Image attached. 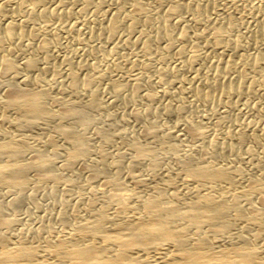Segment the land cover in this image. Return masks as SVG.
Wrapping results in <instances>:
<instances>
[{
  "label": "bare ground",
  "instance_id": "obj_1",
  "mask_svg": "<svg viewBox=\"0 0 264 264\" xmlns=\"http://www.w3.org/2000/svg\"><path fill=\"white\" fill-rule=\"evenodd\" d=\"M151 3L153 8L149 10L142 0H54L53 6H46V0H0V264H264V152L263 158H256L255 152L257 147L264 151V111L256 108L257 101H248L264 100V19L254 23L243 38L234 37L235 33L230 37L229 29L221 22V26L211 28L203 48L216 53L217 60L197 67V62L207 56L188 51L189 48L188 53L183 47L175 51L174 48L175 43L190 40L194 43L193 39L203 36L204 28L190 30L189 25L179 24L176 30V24L183 16H194L196 23L201 22L205 8L170 0ZM75 6H78L76 13L96 14L90 20V34L75 39L78 45H87L91 56L96 51L100 53L104 68L93 72L94 78L79 75L82 69L92 67L85 58L74 65L65 59L63 75L53 72L48 65L46 50L52 43L47 30L51 20L54 16L62 19L63 14L68 19ZM37 23L39 26L35 27ZM122 34L126 36L121 43L124 47L135 45L144 55L152 56V46L160 45L158 59L171 51L179 59L176 66L157 70L158 77H167L168 86L175 87V91L168 88L160 93L166 99L154 110L151 106L157 101L156 90L143 89L147 82L143 80L145 59L142 67L138 62L141 72L133 75L131 83L122 84L118 77L110 75V71L120 67L107 60L116 53L118 45L113 43L106 55L101 54L102 47L89 41L90 37L96 38L98 44L115 41ZM185 68L193 70L192 76L179 77L178 70ZM130 71L135 72L132 64ZM106 75L109 82L105 86L125 106L134 105L140 98L145 102L142 109H129L128 119L140 128L129 132L125 150L121 153L116 150L117 156L112 159L102 147L92 150L84 133L95 124L92 113L102 111L100 91L96 90L100 85L85 92L88 93L85 98L80 95L91 80L99 81ZM185 93L190 102L184 101ZM241 99L248 110L235 114L233 119L223 115L221 121L227 124L232 121L237 127L246 126L251 131L249 134L240 129L235 133L227 131L223 135L225 144L218 145L211 136L207 139L205 128L194 122L193 113L180 120L182 136L189 144L192 142L181 153L169 141L170 137L163 134L165 131L154 124L159 113L180 116L194 103L231 108ZM151 115L155 119L146 122ZM106 117L111 119L109 114ZM119 121L127 124L124 116ZM104 127L95 126L92 130L103 137L101 146H113L115 138L126 137L127 132L114 126L109 129L110 132L114 129L112 134L104 135ZM34 128L39 137L23 133ZM235 142L248 144L245 150L251 160L249 167L218 161L233 152L231 144ZM57 143L59 150L55 148ZM163 149L169 150L173 161H179L183 174L177 181L166 176L168 165L160 163L158 156ZM58 155L62 160L56 166L53 163ZM90 159L94 163L88 166L86 162ZM74 165L86 171L87 184L102 180L99 188L88 189V199L82 200L79 192L75 205L82 215L76 219L66 212L71 208L62 205L63 209L54 215L56 219L53 216L57 227L44 223L39 231H29L26 237L7 235L17 221V211L25 203L36 205L35 194L40 188L54 197L59 186L64 190L72 187L59 170L70 171ZM139 165H144L147 171L143 177L138 173ZM29 173H32L30 183ZM158 173L163 175L160 179ZM3 195L9 196L7 201H2ZM6 210L12 212L11 216Z\"/></svg>",
  "mask_w": 264,
  "mask_h": 264
},
{
  "label": "rangeland",
  "instance_id": "obj_2",
  "mask_svg": "<svg viewBox=\"0 0 264 264\" xmlns=\"http://www.w3.org/2000/svg\"><path fill=\"white\" fill-rule=\"evenodd\" d=\"M170 1H175V2L179 1V3H181V4H191L192 3L191 5H193L195 3L194 5H199V6L205 8L204 11L201 13L202 14L201 15V18H202L201 22L196 23V19L194 18V16L193 17L188 16L187 18H186V16H183V19H181L182 21H180L181 23L177 22V24H176V30H179V28H180L179 24H180V26L189 25V28H191L190 30L194 29V30H199L200 31V30H202L204 28L203 30L205 32H204L203 36L201 38L193 39L194 43L192 42V40L186 41V42L175 43V48H174V51H175L177 48L183 47L185 53H188L189 50L190 51L192 50V51H195V52L199 53L200 55L207 56L206 57L207 59L200 60V61L197 62V67L205 66L207 61H215V60H217L216 57H218V55L216 53H210L209 50L206 51V49L203 48L204 47L203 43H204V41L206 39L209 38L208 35L211 32V28H213L214 26L215 27L221 26V24H222L224 27L229 29L227 31H229L228 35L230 37H233L235 35L234 37H240V38L242 37L243 38L244 36H246L250 32V30L253 29V27L255 26L256 22H259L262 19H264V0H185V1L184 0H178V1L177 0H170ZM142 2H144L145 5H147V8L149 10L153 8V4L151 3V0H142ZM53 3H54V0H49V1L46 0V6L47 5L48 6H53ZM205 3H207V5ZM50 4H52V5H50ZM77 8H78V6H75V7L72 8V9H74L75 12L73 14L68 15V17H69L68 19H67L66 15L63 16L64 14L61 16L62 19L58 18L57 16H54L52 18V20H51L52 25H51L50 29L47 30L48 34L51 35V36H49V39H51L50 41L52 43V45L50 46L51 48L49 47V49L46 50V52H48L47 53L48 65L49 66L51 65L50 68H51V70L53 72H57L58 75L59 74L63 75V72L66 69L65 59H69V61L72 63V65H74L77 62H80V61H83L85 59L86 60L88 59L90 61L89 64L92 65L91 69L90 68L82 69V71H79V75H81L80 77H82V78H84L86 76H88V77L92 76L91 78H94L96 71L102 70L104 68V65H103L104 62L100 60V56H99L100 53H98L96 51V52L93 53V56H91V54L88 53L87 45H85V46L78 45L75 42V39L82 38L83 36L86 37V36H88L90 34L89 31H88V28L91 27L90 20L91 19H95L96 14H94L92 11H88V12H85V13H76V10H78ZM88 14H89V16H88ZM253 14H254V16H253ZM251 16H253L252 19H251ZM203 17H204L205 20L203 19ZM225 17H226V19H225ZM14 19H16V18H14ZM228 19H229V21H228ZM87 20H88V22H87ZM224 20H226L225 23H224ZM54 21H57V22H54ZM53 22L55 24L54 26H53ZM62 22H63V24H62ZM80 22H81V24H80ZM220 22H221V24H220ZM228 23L230 24V26H228ZM71 24H74V25L71 26ZM201 24H202V26H201ZM38 26L39 25L37 23L35 25V27H38ZM92 27L95 28L94 26H92ZM233 28H235V29H233ZM81 30H82L83 33L81 32ZM234 30H237V31H234ZM247 31H249V32H247ZM52 33H53V35L55 34V37L52 35ZM73 35H75V36H73ZM125 37H126L125 34H122V36L120 38H117L115 41H104V42H100V44H98L99 42H98V40H96V38L93 39V38L90 37L89 41L90 42L92 41L93 42L92 44H97L100 47H102L101 54H106V55L108 54L109 49H110V47H111V45L113 43H116L118 45V50L116 51V53L114 55L108 56L107 60L108 61L110 60L111 63H115V64H117L118 67H120L119 70H121V71H119L117 69L115 71H113V72L110 71V73H111L110 75L114 76L115 78L118 77L119 82L121 81L120 83H122V84L125 83V84L129 85L131 83V79H132L133 75L140 71V68H138V67H140V64H141V67H142V64H143V61H144L143 59H145V61H146V59L148 57V62L149 63L147 61L146 62L144 61L145 64H143L145 66V68H146V72L144 73L143 80L145 79L144 81H147L146 82V87H143V89H145L144 90L145 92L148 89H151L153 92H155V90H156L157 93L155 92V94H157L158 99L156 97V100H157L156 103L154 102L152 104V106H151L152 110H154V109H156L159 106L160 103H162L166 99V97L163 96V94H160V93H162L163 91H168V90L169 91H175V87H172L173 89H171L168 86V84H167L168 83V81H167L168 78L167 77L165 79H161V78L158 77L157 70L158 69H166L167 70V69H169L168 68L169 66H170V68L172 66H176L178 64V62H179V59L176 58L177 56L174 54V51H173V53H172V51L163 53L162 54L163 59L162 60L158 59V57H159L158 54L160 52V47H161L160 45L158 46V48L156 46L155 47L152 46L151 51L152 50L153 51L152 52L150 51V53H153L152 56H151V54H149V56H146L135 45L134 46H127V47L122 46V44H121L122 43V38H125ZM52 38H53V40H52ZM54 38H55V40H54ZM60 39H62V40H60ZM56 42L59 43V44H57ZM53 43H54V45H53ZM76 44H77V46H76ZM197 46H199V47H197ZM123 48L124 49L126 48L127 50L126 49L124 50ZM187 49H188V51H187ZM119 50H120V52H119ZM79 52H81V53L79 54ZM117 52H119V53H117ZM95 53H98V55L95 54ZM155 54H156V56H155ZM171 56H174V58H172ZM96 57L98 59H96ZM119 57H121V58H119ZM122 57H123V59H122ZM155 57H157V58H155ZM94 58L97 61L96 62L97 64H95ZM154 58H155V60H154ZM91 60H92V62H91ZM176 61H177V63H176ZM138 62L139 63L141 62V63L139 64ZM61 63H63V66H62ZM127 64H129V65H127ZM131 64L133 65V68L135 69V72L130 71L131 73H129ZM54 66H55V68H54ZM101 66H103V67H101ZM122 69H123V72H122ZM178 71L179 72H177V75L179 77H182V78H189L190 76H192L191 73H193V70L192 71L189 70V69L186 70V68L182 69V70L179 69ZM93 72H95V73L93 74ZM127 72H128V74H127ZM119 74H121L120 77H119ZM122 74H123V78H122ZM106 76H105V78H102L99 81H97V80L92 81L91 80L90 81V86L87 89L85 88L84 90H82L80 92L81 93L80 95L85 98L87 96V94L91 90L97 88L100 85L96 90L98 92L99 91L101 92V93L99 92V101H100V103L102 105V111L92 113V115L94 117V120H95V124L93 126H91L92 128L90 127L89 129L85 130L84 133H86L85 135L88 138V144H89V146L91 147L92 150L94 149L96 151L97 147H102L103 151L112 159V158L117 156L116 154H114L116 150H119V152L120 151L123 152V150H125L124 149L125 146H126L125 141H126V139H128V136H130L129 132L130 131H136V130H138L140 128L139 124L134 123L133 121H131L130 118L128 119L130 110H132V109H142L144 107V105H145V102H143V100L140 98L139 101L133 102L134 105L131 104L132 105L131 106L129 104V105L125 106L121 102V100H117L115 98L113 93L108 89V86H105L109 82L108 81L109 80L108 79L109 76H107V77ZM49 79H50V77L47 78V81H49ZM124 80L126 82H124ZM155 80H156V82H155ZM99 82H101V83L99 84ZM151 82H152V84H151ZM163 82H165V83H163ZM165 84L168 87H166ZM0 85H2V83H0ZM150 86H152L153 88H151ZM168 88H170V89H168ZM166 89H168V90H166ZM85 92H88V93H85ZM184 98H185L184 101L190 102V98H189V96L186 93L183 95V99ZM248 101H250V102L257 101L258 104H257L256 108L261 109L262 111H264V100L262 101V100H259L257 98H250V99H248ZM110 105H111V107H110ZM196 105H197L196 103L188 105L187 109H189V110L186 109L185 110L186 112L183 113L180 116H178V115L175 116L173 114L170 115V116H167V115L159 113L158 118H156V120H155L154 124H156V128L158 130H160V131L161 130L165 131L163 134L166 133L170 137V138L168 137L169 141L175 146V148L180 150L179 153L182 152V149L184 150V149L188 148V146L192 143L191 142L189 144V140H186V138L182 136V133L180 131V129L182 128L180 120L183 119L185 116H189V114H191V113H193V115H196V116L193 117L194 122H197L199 125H201L202 127L205 128V130H206L205 137L207 139H210V136H211V138H214L216 140L217 144L219 143L218 145L225 144L227 142V141L224 142L225 139H224V136H223L224 133L227 132V131L235 133V132H237V130L240 129L241 131H243V132H245L247 134H249L250 133L249 131H251L250 128L246 127V126L237 127L236 125L233 124L232 121H227V122H229L228 124L226 123V121H221V116H223V115L229 116L231 119H233L236 116L235 114H238L239 112H242V113L246 112L248 109L246 108L245 101L243 99H241L240 101H236V104L234 106H232L231 108L230 107L226 108V107H223V106L221 107L220 105H212V106H210V105L203 106L201 104L198 105V106H196ZM240 105L242 106V108H241ZM261 105H263V108H261ZM216 106H219V107L216 108ZM208 107H209V109H208ZM238 107L241 109V111H239L240 109ZM243 108H244L245 111H243ZM211 110H212L213 114H211L212 113ZM107 114H109L111 116L110 120L107 119V117H106ZM125 114H127V115L125 116ZM123 116L127 118V124L126 125L121 124L120 121H119L121 119V117H123ZM151 118L155 119V117L153 115H151L148 118H146V122H151L153 120V119L150 120ZM104 120H106V121H104ZM107 120H108V122H107ZM105 122H106V124H105ZM110 122H112V124H110ZM114 122H117V124H115ZM157 123H159V124H157ZM216 123H217V125H216ZM95 126H99L101 128L105 126L103 128V130H105L104 131L105 132L104 135L112 134V131L114 129L111 130V132L109 131V129H112L113 126L115 128H121V129H123V131L128 133V134L127 133L125 134L127 138L125 136L123 137L124 139L123 138H121V139L118 138L119 139L118 143L116 142V140H118V139L115 138L114 143H113L114 147L113 146H109V147L101 146L103 137L102 136H97L96 134H94V131H92V130H93V127H95ZM106 126L107 127L109 126V127L106 128ZM128 126H129V129H127ZM159 126H161V127H159ZM219 127H220V129H219ZM134 128H135V130H134ZM231 128H232V130H231ZM214 130H215V132H214ZM25 131L23 133L28 135L29 137H39V135H40L39 131L36 128L25 130ZM87 133H89V134H87ZM87 135H90V136H87ZM219 138H220V140H219ZM175 139H177V141H175ZM179 140H181V142ZM121 142H123V144H119ZM237 144H239L238 145L239 148H237ZM156 145H158V144H156ZM245 145H248V144H241V143H236V142L232 143L231 147H233L234 154H233V152L229 153L230 155L228 153L224 154L220 159H218V161L231 162L234 165H241L244 168L249 167V164L251 163V160L249 159V155L246 154L247 152L245 150ZM55 148H57L59 150L60 144L59 143L55 144ZM113 150H114V152H113ZM255 152L257 153V157L256 158H259V157L263 158L264 154L262 152H264V151L262 149L260 151V148L257 147V148H255ZM261 153L263 155H261ZM45 154L47 156L49 155L47 152H45ZM91 154H92L91 156L93 157V155H94L93 151H92ZM169 154H170L169 150H166V149L164 150L163 149L158 157H159L160 163H162V164L164 163L165 165H168L169 172H167L166 176L168 178H170V179H173V180L177 181V180H179L181 178L180 175L183 174V173H182V171L179 170V167H180L179 163H178L179 161H177V162H176V160L173 161L172 158H171V155H169ZM126 155H127V153H126ZM60 156L61 155H58L57 159L54 160V163H53L54 165L58 166L60 164V162L62 160V158L60 160ZM128 157H129V155H127L125 158L128 159ZM122 158L124 159L123 155H122ZM180 159H181V157H180ZM237 162H238V164H237ZM93 163H94L93 159H90L89 161L86 162V164L88 166L93 165ZM244 164H245V166H244ZM146 172L147 171L145 169V166L144 165H139L138 173L142 177L146 175ZM177 172H179V173H177ZM59 174L63 178L68 179L69 181H71L72 187L67 188L66 190H64V189H62L61 186H59L58 190L56 192V195L54 197H51L47 192H45V190L40 188V190H38L36 192V194H35V203H36V205L35 206L32 205V207H31L30 206L31 204L29 205V204L25 203L24 206H22L21 209H19L17 211V213H16V220L17 221H15L10 226V228L6 232L7 235L11 236L12 238L26 237V235H27V233L29 231H36V232H37V230L39 231L40 225H42L44 223H50L53 226H55L57 224V226H58V223L55 220L56 216H54V215H57L58 212L63 209L62 205L65 206L64 208H67V207L71 208V209H68V210L66 209V212L68 211L70 215L72 213V216L75 217L76 219H77V217H80L82 215V212L80 210L78 212V208L75 205V203L77 202V197L79 196V192L81 191V195L80 196H82L81 197L82 200L88 199V197H89L88 196L89 195L88 194L89 193L88 189L99 188L100 184L102 183V180L101 179L93 180V182H90V183L87 184L86 183V178H85L86 171L81 170V168H79L78 165H74L70 171H60L59 170ZM158 174L159 175H157V178H159V177L161 178L164 175L163 172H162L163 175H161L160 173H158ZM31 175H32V173L31 174L30 173L27 174L28 183L31 182ZM174 175H177V176H174ZM124 180H125L126 185H128L129 183H127V180L126 179H124ZM8 197L9 196L3 195L2 201H7ZM59 209H61V210H59ZM8 211L9 210H6V214L11 216L12 212L10 211L11 212V214H10V212H8ZM53 216H54L55 219L53 218ZM47 221H49V222H47ZM57 226H55V227H57Z\"/></svg>",
  "mask_w": 264,
  "mask_h": 264
}]
</instances>
